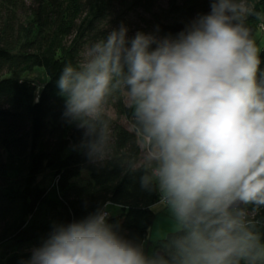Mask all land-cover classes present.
<instances>
[{"label":"clouds","instance_id":"clouds-1","mask_svg":"<svg viewBox=\"0 0 264 264\" xmlns=\"http://www.w3.org/2000/svg\"><path fill=\"white\" fill-rule=\"evenodd\" d=\"M175 35L123 24L66 62L56 80L63 116L89 157L110 150L118 97L159 204L174 220L168 255H149L97 210L55 226L28 264H264V236L247 209L264 207V69L251 0H208Z\"/></svg>","mask_w":264,"mask_h":264},{"label":"trees","instance_id":"trees-1","mask_svg":"<svg viewBox=\"0 0 264 264\" xmlns=\"http://www.w3.org/2000/svg\"><path fill=\"white\" fill-rule=\"evenodd\" d=\"M117 2L0 0V264H28L31 251L55 226L97 210L107 212L117 230L145 250L159 193L142 185L145 172L138 167L134 131L120 129L110 140L112 157H89L83 131L63 116L56 88L63 64L75 63L86 44L102 38ZM251 2L264 12V0ZM248 23L253 35L264 34V21L251 17ZM183 29L162 25L159 33ZM261 60L264 69V50ZM37 69L47 78L39 96L26 78ZM46 172L50 181L39 182ZM83 172L89 173L86 181ZM247 212L264 236V207ZM172 238L173 233L158 247L169 249Z\"/></svg>","mask_w":264,"mask_h":264},{"label":"rangeland","instance_id":"rangeland-1","mask_svg":"<svg viewBox=\"0 0 264 264\" xmlns=\"http://www.w3.org/2000/svg\"><path fill=\"white\" fill-rule=\"evenodd\" d=\"M209 8L210 3L208 0H118L103 25L102 38L111 30L119 28L121 24L128 28L129 37L133 36L137 31L155 33L163 37L159 33L162 25H181L185 28L192 20ZM254 37L261 51H263V32L258 30ZM26 78L34 81L37 87V96H39L44 84L47 82L44 71L37 69L27 74ZM110 107L116 113V119L112 122V127L115 128L111 136L112 142H114L120 129L132 131L131 125L134 120L132 111L125 107L121 98L118 97L114 102H110ZM114 154L115 148L112 147L105 157H112ZM88 178L89 173L83 172L82 180L86 181ZM45 181L47 183L50 181L47 177V172L39 178V182L45 183ZM153 211L155 220L149 231L145 251L149 255L161 253L162 256H167L168 249L158 246L169 234L173 233L174 220L168 208L164 205L158 203L153 207Z\"/></svg>","mask_w":264,"mask_h":264},{"label":"water","instance_id":"water-1","mask_svg":"<svg viewBox=\"0 0 264 264\" xmlns=\"http://www.w3.org/2000/svg\"><path fill=\"white\" fill-rule=\"evenodd\" d=\"M158 255H162L161 253H158Z\"/></svg>","mask_w":264,"mask_h":264}]
</instances>
